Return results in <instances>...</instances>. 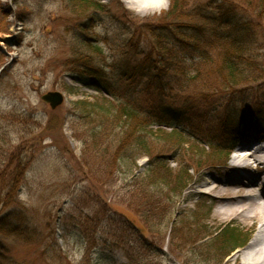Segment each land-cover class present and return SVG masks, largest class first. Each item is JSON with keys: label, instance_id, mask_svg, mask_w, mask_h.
I'll use <instances>...</instances> for the list:
<instances>
[{"label": "rangeland", "instance_id": "rangeland-1", "mask_svg": "<svg viewBox=\"0 0 264 264\" xmlns=\"http://www.w3.org/2000/svg\"><path fill=\"white\" fill-rule=\"evenodd\" d=\"M89 1L104 9L77 13L70 0H0V28L7 29L0 31V228L22 233L0 234V264H242L236 257L251 247L255 228L239 220L216 221L215 203L198 190L203 179L221 177L231 167V156L219 160L213 147L236 150L248 135L263 137L258 127L264 132V109L256 101L264 96V76L231 94L215 79L203 82L197 94L201 116L176 126L183 144L176 143L177 134L168 138L171 129L151 127L147 120L153 156L167 159L174 179L182 169H193L182 195L147 187L152 159L131 152L122 159L117 123L97 113L89 117L80 104L136 103L156 111L171 104L121 77L124 66L132 69L153 51L149 31L173 28L163 18L171 0H161L167 4L163 10L148 12L123 0ZM183 2L187 12L202 8L205 16H216L208 8L213 0ZM229 2L255 27L254 56L264 68L259 1ZM202 28L206 38L197 47L193 42L179 47L191 69L195 64L212 69L224 49L218 39L213 45L212 26ZM202 52H207L204 62ZM77 55L92 57L105 78L92 87L82 83L72 72ZM50 92L64 96L56 110L42 100ZM231 100L238 103L226 118L223 105ZM186 103L181 97L176 101ZM152 130L158 133L152 136ZM229 225L250 239L224 260L213 247L214 233Z\"/></svg>", "mask_w": 264, "mask_h": 264}, {"label": "trees", "instance_id": "trees-1", "mask_svg": "<svg viewBox=\"0 0 264 264\" xmlns=\"http://www.w3.org/2000/svg\"><path fill=\"white\" fill-rule=\"evenodd\" d=\"M258 1L256 2L259 4L257 7L260 8H256L255 12L258 11L264 14V0ZM70 2L77 13L89 8H96L99 11L104 9L102 4H95L89 0H70ZM211 3L212 6L208 8L215 10V17L205 16L204 12L201 13L202 8L201 11L193 10L187 12L183 0H171L170 10L163 14V18L170 22L173 28L167 29L166 27L160 32L149 31L155 40L154 48L151 49L153 51L148 55L146 54L143 60L138 65L133 66L132 69H127L126 66L121 69V77H126L128 81L138 88L143 87L146 94H153L161 101L171 102V104L162 107L163 111L146 109L147 107L143 108L136 103L135 105L121 103L120 106L100 105L98 103L80 104L87 111L89 117L96 113L97 116H102L105 119L112 117L118 128L121 129L120 134L122 137L118 147L122 152L121 158H124V152L150 157L152 161L145 177L146 186L163 188L168 190L170 194L182 195L184 193L192 182L190 172L193 169L189 167L182 169L174 179L167 159L164 156H153L146 139L148 133L144 128L146 126L145 122L148 120L151 127L167 125L172 129L170 134H168V138L177 134L180 137L176 139V143L183 144L181 138L183 133L178 132L175 129V125L177 123L180 124L179 122L182 120H190L191 116H195L194 114L201 113V108L198 105L202 99L198 98L197 94L202 90L203 82L210 85V82L215 79L218 81L217 85L220 86L219 88H223V90L231 94L233 92L236 93L238 88L246 87L243 85L258 82L264 76V68L259 66L257 63L258 58L254 56L257 42L253 40V29L255 28L253 24L239 18L235 11L236 9L232 6L234 3L229 2V0H213ZM184 23L185 25H192V27L186 28L187 26L183 25ZM204 26H212L210 36L214 37L213 45L215 44L214 40L218 39L219 42L223 41L224 49L219 53L217 63L213 61L212 69L209 68L207 70L201 64H195L193 69L188 68L186 60L180 58L179 47L191 42L197 47L206 38V29L202 28ZM0 31L6 32L7 29L0 28ZM169 46L171 47L170 49L168 48ZM88 47L91 51H98L97 47L93 48L91 45ZM206 53L202 52L200 56L202 62L207 60ZM71 66H73V74L86 85L105 78L104 71L97 66L90 56L77 55ZM205 76H208L207 81L204 79ZM112 95L118 98L115 91L112 92ZM178 97L185 98L187 103L178 106L176 104ZM240 100L244 101L243 98ZM261 100L256 101V106L264 109V96ZM237 103L238 101L236 100L224 103L223 108L226 111V118L233 114L232 106L233 104L237 105ZM112 107L115 108L114 111ZM226 125L223 123V127ZM156 133L158 131H149L152 136ZM194 147L191 146V153H193L191 156L195 155ZM214 149L216 150L214 156L217 159L225 160V158H228L229 153L223 154L222 152L227 150H222L219 147H214ZM196 156L198 159L202 158L200 154H196ZM141 209L138 213H140L142 219L146 218L145 212H141ZM0 229V234L10 233L19 237L22 235L20 231L12 227L4 226V228ZM214 236L213 247L216 248V251L224 260L237 249L245 247L250 239V235L243 236L239 230L231 226L219 229L214 233Z\"/></svg>", "mask_w": 264, "mask_h": 264}, {"label": "bare ground", "instance_id": "bare-ground-1", "mask_svg": "<svg viewBox=\"0 0 264 264\" xmlns=\"http://www.w3.org/2000/svg\"><path fill=\"white\" fill-rule=\"evenodd\" d=\"M144 12L159 7L161 0H123ZM161 8V7H160ZM250 137L239 144L231 167L221 177L210 175L202 180L199 193L215 203L216 221H240L255 228V237L245 252L236 257L242 264H264V145ZM240 153H246L240 155ZM241 157V158H239Z\"/></svg>", "mask_w": 264, "mask_h": 264}, {"label": "water", "instance_id": "water-1", "mask_svg": "<svg viewBox=\"0 0 264 264\" xmlns=\"http://www.w3.org/2000/svg\"><path fill=\"white\" fill-rule=\"evenodd\" d=\"M42 100L56 110L64 102V96L59 92H50L42 97Z\"/></svg>", "mask_w": 264, "mask_h": 264}, {"label": "clouds", "instance_id": "clouds-1", "mask_svg": "<svg viewBox=\"0 0 264 264\" xmlns=\"http://www.w3.org/2000/svg\"><path fill=\"white\" fill-rule=\"evenodd\" d=\"M160 7H161V9L163 10L164 8L167 7V4H166V3H161Z\"/></svg>", "mask_w": 264, "mask_h": 264}]
</instances>
